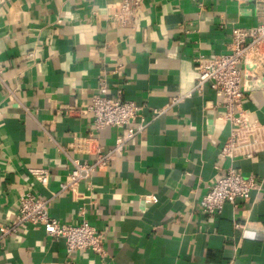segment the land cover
Wrapping results in <instances>:
<instances>
[{"label":"crops","instance_id":"0c3cea01","mask_svg":"<svg viewBox=\"0 0 264 264\" xmlns=\"http://www.w3.org/2000/svg\"><path fill=\"white\" fill-rule=\"evenodd\" d=\"M119 11L120 0H11L0 8V264H264V144L251 159H222L231 131L222 99L209 87L193 91L195 60L227 54L233 29H252L264 15L253 0H146L123 27ZM100 79L151 123L111 169L54 198L50 215L89 221L103 232L107 257L69 255L42 227L5 233L24 195L59 191L76 138L88 147L94 134L92 145L114 146L119 131L95 134L85 113ZM247 91L244 108L264 137V85ZM154 111L165 112L152 120ZM41 167L50 169L47 187L30 173ZM230 168L262 189L214 221L200 202Z\"/></svg>","mask_w":264,"mask_h":264},{"label":"built area","instance_id":"2783aa9c","mask_svg":"<svg viewBox=\"0 0 264 264\" xmlns=\"http://www.w3.org/2000/svg\"><path fill=\"white\" fill-rule=\"evenodd\" d=\"M10 1L0 0V8ZM145 1L120 0V11L115 15L118 23L123 27L134 25ZM235 1L243 7L249 0ZM253 4L255 10L264 15V0H253ZM202 5L200 3L201 7ZM231 35L232 41L227 54L214 57L200 55L195 60L193 91L202 92L204 88L209 87L222 99L225 109L223 118L230 125L231 131L219 156L234 161L238 158H253L259 147L264 144L258 121L244 108L246 93L252 89V84L264 85V21L249 30L234 28ZM249 84L251 87H248ZM191 94L192 91L173 99L174 105L191 97ZM164 112L154 111L152 120ZM85 113L92 117L95 134L105 128H115L119 131L114 146L104 148L92 145L95 141L92 137L94 134L86 140L91 142L88 147L81 146L79 144L81 139L76 138L72 146L76 156L71 158L70 172L60 184L59 191L47 199L30 193L24 195L20 199L16 224L6 229L5 233L27 225L42 227L49 238L65 242L69 255L87 251L106 258L107 250L102 231L87 220L74 225L63 223L50 215V207L54 198L64 193L74 194L77 187L88 182L97 171L109 170L121 161L127 152L129 142L144 134L151 121L141 114V107L135 102L122 100L121 89L113 93L104 79H100L98 91ZM30 173L43 187L48 186L51 176L48 167L31 169ZM261 189L262 182L257 178L245 177L234 168H230L225 176L209 187L201 199L200 209L209 218L217 221L225 205L230 204L234 209L240 208L249 200L253 191ZM142 200L149 204L153 202V197L148 195ZM234 226L236 229L244 227L237 220H234ZM231 264L235 262L232 261Z\"/></svg>","mask_w":264,"mask_h":264}]
</instances>
